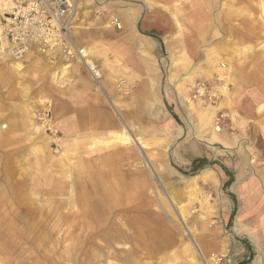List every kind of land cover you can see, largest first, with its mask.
I'll use <instances>...</instances> for the list:
<instances>
[{
    "label": "rangeland",
    "instance_id": "1",
    "mask_svg": "<svg viewBox=\"0 0 264 264\" xmlns=\"http://www.w3.org/2000/svg\"><path fill=\"white\" fill-rule=\"evenodd\" d=\"M232 1L217 0L211 8L202 0L200 11L190 3L185 4L183 12L178 11L176 5L171 9L161 6L166 16L151 17L152 24L160 31H150L148 35L142 28L146 12L135 19L132 30L125 31L115 22L122 24L119 9L110 8V16L105 18V21L110 20V34L102 33L101 42L87 41L92 38L90 31L97 26L93 28L87 22L89 18L83 19L82 26L90 28L86 30L89 37L84 44L76 34V41L97 47L98 52L91 51V54L97 58L98 67L106 69L110 75L107 91L110 99L135 128L127 129L138 132L148 144L143 152L134 144L129 158L110 163V174L106 176L110 186L116 185L110 189V210L100 211L98 219H92V227L83 223L80 206L67 194L66 187L56 190L53 183H45L48 173L64 172L49 168L45 163L38 165L32 148L49 140L52 156H70L74 166L72 173L79 184L83 180L99 179L96 167L84 153L74 152V148L78 143L82 145L93 137L105 135L122 121L109 104L105 91L76 61L67 62L61 56L45 53L40 55L47 58H35V48L19 58L10 53L2 61L0 56V124L18 140L0 151V264H215L212 257L218 264H226L227 256L220 247L228 234L220 204L225 188L221 171L213 160L216 154L230 156L236 147L233 144L234 148H223L209 142L205 135L207 130L203 137L198 129L199 115L192 103L200 101L206 109L216 107L218 129L223 135L226 132L235 137L237 128L232 123L231 113L238 91L257 89L264 98V81L236 77L253 69L264 73V32L259 25L250 29L249 24L243 22V17L250 13L257 22L260 0H235L234 6L230 4ZM16 3L17 0L11 6L8 0H0V18L4 24V18L11 13L10 7L14 8ZM84 5L82 0V7ZM242 27L250 35L244 37ZM100 28L105 30L103 26ZM140 33L150 37H146L150 45ZM188 35H192L191 45L196 55L182 50L181 41L186 43ZM238 50H247V65L245 70L234 67L237 79L231 75L232 83L228 85L233 96L230 102L222 103L223 97L216 87L225 80L220 78L216 66L221 62L226 66L224 70L228 69L227 60L235 59ZM19 61L23 63L21 67L15 66ZM65 65H70L66 71L61 69ZM116 79L126 83L121 84ZM167 89L176 92L189 106L193 115L189 120L191 132L196 140L208 145H204L209 161L206 169L214 177L207 182L194 183L192 177L198 173L194 172V166L182 165L172 156L178 143L164 126L172 118L165 97ZM234 114L236 116V112ZM109 115L110 126L102 123L103 117ZM249 120L254 121L250 117ZM256 120L264 123V117ZM262 130L261 141L254 144L261 154L257 160L259 168H264V124ZM27 136L36 143L31 144ZM147 154H152V158ZM152 165L159 170L161 180L168 184L170 191L175 190L176 206L164 194V186L153 174ZM166 170L171 173L168 179L162 175ZM138 178L144 184H140ZM100 187L98 199L103 197H98L103 194V186ZM30 198L35 201L33 204ZM178 208L192 224L194 236L187 232ZM70 255L73 263L64 261Z\"/></svg>",
    "mask_w": 264,
    "mask_h": 264
},
{
    "label": "crops",
    "instance_id": "2",
    "mask_svg": "<svg viewBox=\"0 0 264 264\" xmlns=\"http://www.w3.org/2000/svg\"><path fill=\"white\" fill-rule=\"evenodd\" d=\"M83 1L85 5L82 9V19L85 18L87 20L89 18L90 20H87V22L92 24L93 28L97 26V28H94L96 30L90 31L92 38L87 40L89 42L91 40L93 42H101L103 40L102 33L105 31L110 34L109 18L108 20L106 19L107 23L105 21V18L110 16V8L119 9L118 15L121 17L122 24L118 26H123L125 31L132 30L136 22L135 19L143 17L146 12L142 28L144 29V34L148 35L150 31H160L151 22L152 16L160 19L166 16L162 10L163 8L160 10V7L165 6L171 9L174 5L177 6L176 0ZM107 25H109V28L106 27ZM102 26L105 28L104 31L100 28ZM83 27L90 29L88 25ZM147 35L141 34V36L145 37L146 44H148L146 37L150 38ZM189 37V41H192L193 38ZM82 41H85L84 44L87 43L86 40L82 39ZM88 46L94 45H87L86 47ZM189 49V51L196 54L192 47ZM246 65L247 63L244 66L245 68ZM239 69L244 68L239 67ZM236 77H241L242 80L246 77H251V81H264V73H256L255 69L251 72L247 71V73L241 72ZM107 78V85L110 89V75ZM165 97L167 98L168 106L171 107L172 118L170 123H166L164 126L172 139L178 143L172 151L173 158L182 165H194V163L202 160L205 163L194 172L199 173L202 170H208L206 169L207 164H209L207 160L208 152L204 146L208 145L196 140L191 132V121L189 120L193 118V115L189 106L174 91L167 89ZM263 99L257 89L238 91L233 108L234 112H236L235 117H237L234 123L237 128L236 138L230 136L236 140L233 145L236 150H233L230 156L227 154H216L213 160V164L221 171L222 187L225 188L221 192L220 204H222V214L227 224L228 234L222 239L220 247L227 256L226 264H264V168H259L257 165V160L261 158V154L254 147V144L261 141L263 132L262 125L264 123L256 122V118H262L258 117L256 110L264 105ZM249 117L254 121L249 120ZM233 146L229 148H234ZM162 175L168 179L171 173L166 170L162 171ZM211 176L214 177L213 174Z\"/></svg>",
    "mask_w": 264,
    "mask_h": 264
},
{
    "label": "bare ground",
    "instance_id": "3",
    "mask_svg": "<svg viewBox=\"0 0 264 264\" xmlns=\"http://www.w3.org/2000/svg\"><path fill=\"white\" fill-rule=\"evenodd\" d=\"M216 1L217 0H205V2L207 3V6H209L211 8H212V6L215 5ZM201 2H202V0H176L177 9L180 12H183V8L185 9L184 6H185L186 3H190V6H194V8L196 7L197 11H200L199 10V3H201ZM237 2H239V0H237ZM237 2L235 0H233L230 4L232 6H234L235 4H237ZM4 3H5V1H4ZM8 3L12 6V5L15 4V0H8ZM259 5H260V11H259L260 17L258 16L259 19L257 20V22H255V20L253 19V17L251 16V13L248 14L249 16L247 15L246 17H243V16L242 17H243V22L249 24L250 29L254 28V26L259 25V29H262L263 32H264V0H260ZM190 6H189V8H190ZM221 6H222V4H221ZM12 8L10 7V9H9L10 12L12 11ZM188 10L189 9H187V11ZM189 11H191V10H189ZM82 14H83V10H82ZM83 19L81 18L80 25L75 26L72 29V32H73L74 36H76V34H77L78 36H81V38L83 40H87L88 33L85 30L88 27H83L82 26ZM258 23H260V24H258ZM177 24L178 25L180 24V26H182L180 22L177 23ZM177 27H179V26H177ZM6 28H7V24H4L3 21L0 18V56H2L1 57L2 61L6 59L7 54L12 53V50L10 49L11 48L10 47V43L8 41V37H7V34H6ZM178 30H179V28H178ZM214 30H215V28H214ZM217 30L219 31V29H217ZM241 33H242V35L244 37L248 36V34H249V32H247V29H245V27H242ZM190 36L192 37V35H190ZM216 36H214V37H216ZM189 38L190 37L188 35V41H186V43H184L183 41H181L182 43L180 42L181 46H182V50H187V49L190 50L189 48L192 47L191 41H189L190 40ZM247 48H249V47L247 46ZM6 49L9 52H7ZM84 50H85V54H86L85 57L82 58V57H80L78 55L79 57H77L76 62L78 64H80L83 67V69H85L87 71V73L90 75L91 79L98 85V87L100 89H102V91H105V94L107 95V100H108L109 104L112 106V108L114 109L115 113L119 116L120 120L122 121L121 125H116V127L114 129L109 130L107 133H105V135L100 136L98 138H96V137L92 138L91 137L92 140H90V142H82V145H80L78 143L75 146V148H74V152L81 151L82 153H84L86 155L85 158L89 161V163L96 167V169L98 171L99 179H94V178L91 179V180L87 179V180H83L82 183L79 184L78 180L76 179V177H74V175L72 173L74 171V166L70 162V156L68 154H65V156H63V157L60 156L59 158H56V157L52 156V153L49 150V146H48V141L49 140L48 141H44L43 140L44 142L39 143V146H34L32 148V154L37 156V164L38 165L41 166V163H45L47 165V167H49V168H52V169L54 168V169H57V170H60V171L64 172V173H59V171H58V173H55V174H52V172L48 173L46 175V178H45V183H46V181H47L48 185H51L53 183V185H54L53 189L55 188L56 190H61V189L66 187L67 188V194L70 193L71 194L70 197L72 198L74 203L75 204H79V206H80L81 217H82L83 223H86V226L92 227V222H94L92 219L97 220L98 217L102 214V212H100V211H108V210H110V189L112 187L113 188L116 187L115 184L113 186L112 185L110 186V179L106 176V175L110 174V163L114 162V161H120L124 157L129 158L131 153H132V150L134 148V144L136 145V147H138L140 149L141 152H143L142 150H144L147 147L148 144H147V142L143 141L141 137H139V133L137 131H136L137 133H134L133 130L131 132L129 131L130 128L127 129V127L130 126L129 121L126 120V118L124 117V114L122 113V110L120 109V107L118 105H116L112 101V99H110V97H109L110 93L107 92L108 91V85H107L108 84L107 83L108 82V78H107L108 77V71L106 69H104V68L100 69L98 67L97 63H96V59L97 58H94V56L91 54V51H92L93 54L98 52L97 51V47H95V46L86 47L85 46ZM232 51H233V49H232ZM246 51L247 50H243V51H239L238 50V51H236V53H237L236 54V58L235 59L229 58L227 60L230 63V65L228 66L229 67L228 69L224 70V68H226V66L224 64H222L221 62L216 66L217 67L216 70H217V73L219 74L220 78L225 80L224 84L216 87L217 88V92L219 93V95L223 97L222 98L223 99L222 103L230 102V100L232 99L233 93L230 91L228 85H229V83H232L231 75L233 77L235 76L234 75L235 73H234V70H233L234 67H238V68L239 67H243L244 68V64L246 63V60H247L246 59V54L248 53ZM31 52L32 51H29L28 53H31ZM36 52L37 53L35 54V58H40L42 56L40 54H43V52H40V51H36ZM100 54L98 53L97 55H100ZM19 57L20 56H16V58H19ZM42 57L47 58L46 55H44ZM105 58H106V56H105ZM86 63H87V65H86ZM14 64L17 67H21V65L23 63H21L19 61V62H15ZM62 67L63 68H61V69H64L66 71V69L69 68L70 65H65V66H62ZM231 67H232V71H230ZM91 70H92V72H91ZM225 71H226V73H225ZM106 74H107V76L105 77ZM228 74L230 76H228ZM103 76H104V78L102 79ZM58 79H59V77H57V79H56L57 84L59 83ZM116 81L119 82V83L121 82V84H125L126 83V81H124V80L116 79ZM54 84H56V83H54ZM85 84L88 85L89 84L88 81H85ZM201 90L203 91V89H201ZM40 104H41V101H40ZM43 104H44V102H43ZM192 105L195 107V109H196V111H197V113L199 115V120H198L199 121V124H198L199 128L198 129L201 130L200 132H201V135L203 137H205L204 133H206L205 131L207 130L208 133L205 134L206 138L208 139L209 142H211L213 144H219V145H221L224 148H229L234 143H236V140H234V137L228 136L226 134V132H224L225 135H223L221 130L218 129V126L216 125V110H217L216 107L213 106V107H210L209 109H206L200 103V101H199V104H193L192 103ZM256 111L258 113V117L259 118L264 117L263 116L264 115V112H263L264 111V105L260 106ZM231 114H232L231 115L232 116V119H231L232 123H235V120H236L235 119L236 118L235 114H234L233 111H232ZM246 120H248V119H246ZM103 122L105 124H107L108 126H110L109 125L110 124V115L107 118L103 117ZM14 127H16V126H14ZM130 127H131V129L134 128L132 125ZM263 136H264V133H263ZM27 138L31 140V142H32L31 144H35L36 143L35 140H32L30 137L27 136ZM89 139H90V137H89ZM17 142H18V140L12 138V135L8 132L7 127H5L2 124H0V151L3 148H7L8 145L16 144ZM86 144H88L87 148L85 147ZM1 154L2 153L0 152V156H1ZM40 154H42V156ZM72 155H74V154H72ZM147 157H149V159L152 158V154H147ZM3 161H4V159H3ZM152 169H153L152 171H154L153 174L155 173L159 177L162 185L164 186V190H165L164 194L166 193V195H168V198L171 200V202L176 206L177 205V201H176V197L174 196V191L175 190L172 189L173 192H171L172 190L170 191V189H169L170 187L167 186L168 184L165 181L161 180L160 174H158L159 170L157 168H155L154 166H153ZM105 171H107V173H105ZM211 174L212 173H210L209 170H202L199 173H197L196 175H194L192 177V180H193L194 183H199V182L200 183L201 182L204 183V182H207L210 179H213ZM139 183L140 184H144V182H142L141 180H140ZM65 185H67V186H65ZM100 186H103V194L99 195L98 197H101V196H103V197L98 199L96 196H97V194H100V188H101ZM79 189H80V192H79ZM72 192H73V194H72ZM74 193L76 195V198L74 197ZM36 195H34V196H36ZM73 197H74V199H73ZM30 202H31V204H33L35 201L33 200V198H30ZM178 211H179L178 213L180 214V216L182 218L183 224L187 228V232L189 231L190 234L194 236V234L192 232V228H193L192 224L187 220L185 212L182 209H180V208H178ZM97 223H99V222L97 221ZM102 223H103V220H102ZM75 248H77V245L75 246ZM65 260H68L69 262L73 263L72 262L73 261L72 255L68 256L66 259H64V261ZM211 260L215 264H218L217 260L215 258L212 257ZM15 263H16V261H15ZM52 264H56V263H52ZM86 264H88V263L86 262ZM208 264H211V263L209 262Z\"/></svg>",
    "mask_w": 264,
    "mask_h": 264
},
{
    "label": "built area",
    "instance_id": "4",
    "mask_svg": "<svg viewBox=\"0 0 264 264\" xmlns=\"http://www.w3.org/2000/svg\"><path fill=\"white\" fill-rule=\"evenodd\" d=\"M82 8V0H18L4 18L12 53L23 56L35 48L67 62L84 58L85 46L72 32L81 21Z\"/></svg>",
    "mask_w": 264,
    "mask_h": 264
},
{
    "label": "trees",
    "instance_id": "5",
    "mask_svg": "<svg viewBox=\"0 0 264 264\" xmlns=\"http://www.w3.org/2000/svg\"><path fill=\"white\" fill-rule=\"evenodd\" d=\"M204 163H205V162L202 161V160H200V161L194 163V165H193V166H194V167H193L194 171L197 170L198 168H200Z\"/></svg>",
    "mask_w": 264,
    "mask_h": 264
}]
</instances>
